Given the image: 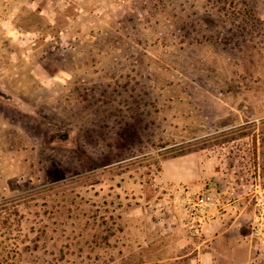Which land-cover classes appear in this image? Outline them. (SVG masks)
<instances>
[{
    "label": "rangeland",
    "instance_id": "374dc122",
    "mask_svg": "<svg viewBox=\"0 0 264 264\" xmlns=\"http://www.w3.org/2000/svg\"><path fill=\"white\" fill-rule=\"evenodd\" d=\"M0 91V264H210L204 191L251 263L264 0H0Z\"/></svg>",
    "mask_w": 264,
    "mask_h": 264
},
{
    "label": "crops",
    "instance_id": "0c3cea01",
    "mask_svg": "<svg viewBox=\"0 0 264 264\" xmlns=\"http://www.w3.org/2000/svg\"><path fill=\"white\" fill-rule=\"evenodd\" d=\"M242 193L238 191L232 198L230 195L223 196L220 202L222 206L215 205L209 213L212 219L209 220L204 233L205 241L208 242L205 254L210 264H246L247 257H250L253 249L251 239L242 235L240 228L235 224L245 207L250 204ZM216 201L220 204L219 198L216 197ZM232 217L235 219L233 222Z\"/></svg>",
    "mask_w": 264,
    "mask_h": 264
},
{
    "label": "built area",
    "instance_id": "2783aa9c",
    "mask_svg": "<svg viewBox=\"0 0 264 264\" xmlns=\"http://www.w3.org/2000/svg\"><path fill=\"white\" fill-rule=\"evenodd\" d=\"M215 205L214 196L209 191L200 193L192 203L190 216H194L192 226L196 233L202 228L203 218L209 215ZM258 209L252 227V239L255 240V257L250 264H264V205L257 203Z\"/></svg>",
    "mask_w": 264,
    "mask_h": 264
},
{
    "label": "water",
    "instance_id": "95a60500",
    "mask_svg": "<svg viewBox=\"0 0 264 264\" xmlns=\"http://www.w3.org/2000/svg\"><path fill=\"white\" fill-rule=\"evenodd\" d=\"M0 93H1V91H0Z\"/></svg>",
    "mask_w": 264,
    "mask_h": 264
}]
</instances>
